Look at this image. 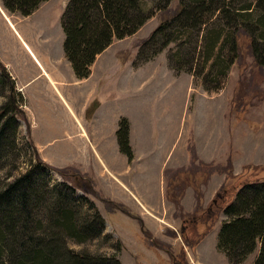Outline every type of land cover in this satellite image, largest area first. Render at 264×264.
Listing matches in <instances>:
<instances>
[{
	"label": "rangeland",
	"instance_id": "rangeland-1",
	"mask_svg": "<svg viewBox=\"0 0 264 264\" xmlns=\"http://www.w3.org/2000/svg\"><path fill=\"white\" fill-rule=\"evenodd\" d=\"M166 1L142 0L153 16L134 34L114 37L86 78L76 75L64 53L69 0H51L25 20L23 30L38 29L46 38L51 65L31 71L32 64L16 65L14 52L11 59L17 72L38 74L30 83H50L44 73L50 70L66 105L56 94L59 110L51 116H42L31 96L25 103L14 76L5 80L0 71V129L8 121L0 191L29 175L33 235L60 234L67 252L62 264H234L217 246L227 217L221 201H232L242 182L264 180V69L246 44L223 87L204 90L205 34L220 27V14L187 30L176 16L187 0ZM252 1L259 0L235 5ZM14 87L19 111L13 105L5 113ZM121 118L133 126L132 159L117 141ZM84 182L90 192L80 187ZM62 205L79 227L94 221L97 230L81 239L57 229ZM258 254L259 248L240 264H253Z\"/></svg>",
	"mask_w": 264,
	"mask_h": 264
},
{
	"label": "trees",
	"instance_id": "trees-1",
	"mask_svg": "<svg viewBox=\"0 0 264 264\" xmlns=\"http://www.w3.org/2000/svg\"><path fill=\"white\" fill-rule=\"evenodd\" d=\"M2 1L9 12L28 16L47 0ZM169 2L167 0L164 6H168ZM181 7V12L176 16L179 24L187 30H190V24L195 21H203L204 17L217 11L220 14V27L205 34L204 53L201 55L204 64L201 72L205 76L202 83L204 90L217 92L223 87L231 65L241 58L246 44L251 49L256 64L264 69V0L256 3L252 1L242 6H236L235 0H187ZM160 8L157 6L156 9ZM153 10H143L142 0H69L62 19L64 52L76 75L80 78L88 77L96 57L111 45L113 38L134 34L153 16ZM209 20H204V23ZM210 60L212 69L205 73ZM0 71L5 80L10 78L11 81V76L1 63ZM11 84L12 87L15 86L14 81ZM13 100V103L4 107L5 113L13 105L19 111L15 87ZM14 117L13 115L10 119ZM6 125L8 121L0 129V146ZM118 126L116 135L120 150L132 159L134 152L130 144L128 119L121 118ZM29 178L28 174L17 177L6 189L0 191V264H7L9 260L12 262L17 256L21 258L18 261L21 264H54L56 261L62 264L67 252L59 241L60 234L33 235L32 217L28 211L30 188L26 189L25 186ZM89 183L84 182L80 187L90 192ZM172 186L173 183L168 188ZM225 199L226 197L221 201V210L227 217L218 234L219 250L227 255L230 262L240 264L259 248L253 264H264V180L242 182L233 200ZM54 223L57 224V229L59 227L69 234H76L81 239H85L86 235L91 236L97 230L94 229V221L89 226L79 227L73 221L71 211L63 205L56 209ZM14 246H18L20 252ZM70 255L76 262L74 254Z\"/></svg>",
	"mask_w": 264,
	"mask_h": 264
},
{
	"label": "crops",
	"instance_id": "crops-1",
	"mask_svg": "<svg viewBox=\"0 0 264 264\" xmlns=\"http://www.w3.org/2000/svg\"><path fill=\"white\" fill-rule=\"evenodd\" d=\"M50 1L51 0H47L41 3L40 6L28 16H23L16 12H9L5 10L0 3V62L7 68L11 76H14V79L17 80L19 90H23L27 98L31 96L39 103V111L44 117L51 116L59 110H56V107L53 106L56 94L63 97L60 99L63 101L64 105L65 97L59 86L52 83V75L49 69V72L44 71V73L47 75V81H50V83H30L38 74L34 75L33 72L30 74L27 71L28 66L32 64V66L29 67L31 71L33 68L38 69V67L40 70H42L41 67L45 70L46 67L49 68L51 62H49L50 56L44 50L46 45L44 41H46V38L40 36L38 29L36 30L30 27L23 30L22 24L25 20L32 19L42 12L44 6ZM12 52L15 54V61H18L16 65L19 67L25 66L27 69H22L21 72L15 70L16 65H14L11 59ZM47 63L48 66H46ZM41 72L43 73V71ZM23 78L24 80H22ZM27 91H29V94ZM130 141L133 144V126H131Z\"/></svg>",
	"mask_w": 264,
	"mask_h": 264
}]
</instances>
